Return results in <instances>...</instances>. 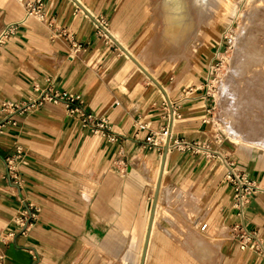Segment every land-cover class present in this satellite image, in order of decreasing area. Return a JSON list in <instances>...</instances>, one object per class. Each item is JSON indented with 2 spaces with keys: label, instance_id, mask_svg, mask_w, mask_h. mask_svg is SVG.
Listing matches in <instances>:
<instances>
[{
  "label": "crops",
  "instance_id": "obj_1",
  "mask_svg": "<svg viewBox=\"0 0 264 264\" xmlns=\"http://www.w3.org/2000/svg\"><path fill=\"white\" fill-rule=\"evenodd\" d=\"M29 1L0 0V31L19 23L0 45V264H139L163 152L146 136L166 128V141L189 146L166 153L143 264H264L231 238L238 217L224 163L264 188V151L211 137L204 66L141 56L147 1L78 0L90 16L77 0H42V17L27 14ZM47 88L79 95L117 140L81 126L63 103L1 109ZM18 150L21 187L6 175ZM21 198L35 207L25 228L13 220ZM243 221L264 249V190Z\"/></svg>",
  "mask_w": 264,
  "mask_h": 264
},
{
  "label": "rangeland",
  "instance_id": "obj_2",
  "mask_svg": "<svg viewBox=\"0 0 264 264\" xmlns=\"http://www.w3.org/2000/svg\"><path fill=\"white\" fill-rule=\"evenodd\" d=\"M146 1L149 20L141 56L149 58V64L173 63L187 67L189 63H195L197 69L204 66L210 101L211 137L222 145H239L264 151V143L257 141L263 136H259L258 132H251L249 128L254 122L253 116L249 114V117L244 118L240 115L241 112H234L229 92L239 37L247 23L246 17L251 15L255 0H205L203 18L199 19L198 31L193 38L194 47L164 56L148 54L154 39L157 0ZM258 121L264 124L263 121Z\"/></svg>",
  "mask_w": 264,
  "mask_h": 264
},
{
  "label": "bare ground",
  "instance_id": "obj_3",
  "mask_svg": "<svg viewBox=\"0 0 264 264\" xmlns=\"http://www.w3.org/2000/svg\"><path fill=\"white\" fill-rule=\"evenodd\" d=\"M204 1L157 0L154 39L149 53L164 55L184 49L198 31V21L204 14ZM246 20L239 37L229 92L234 112H241L244 118L249 114L253 116L250 131L263 136L257 141L264 143V124L257 122H264V0L254 1L251 15Z\"/></svg>",
  "mask_w": 264,
  "mask_h": 264
},
{
  "label": "built area",
  "instance_id": "obj_4",
  "mask_svg": "<svg viewBox=\"0 0 264 264\" xmlns=\"http://www.w3.org/2000/svg\"><path fill=\"white\" fill-rule=\"evenodd\" d=\"M27 14H36L42 17V0H34L26 2ZM18 22H11L7 24L0 31V45L3 44L6 39L16 32L18 28ZM101 24V23H100ZM102 25V24H101ZM104 27V25H102ZM102 27V28H103ZM102 33V30H99ZM78 47V45H76ZM45 101L53 103H63L65 106L66 114L70 117L78 119L81 126L91 129L94 133L100 134L106 137L110 141L117 140V136L111 130V124L109 119L105 115H98L85 109L83 100L81 97L74 93L67 91H57L51 88L41 89L39 95L32 99L30 103L21 104L9 99H6L1 104V109L10 115L15 110L21 108H27L29 106L40 105ZM171 106V105H170ZM14 123V121H12ZM5 123H0V131ZM168 128L163 129L160 134L150 132L146 136V140L150 145L158 146L159 149H163L167 143ZM164 137V141L162 138ZM184 148L189 146V143L182 142L177 138L173 141H168V149L170 147ZM22 160V151L18 150L15 154L7 156L6 161V175L8 179L18 187H21L24 178L19 171V163ZM224 163L227 166L226 179L233 184V201L232 206L236 210L238 220L231 225V238L236 240L239 247L251 248L254 251L264 253L263 246L261 245L258 237L255 233L246 228L244 224V207L247 205L250 197L258 191H263L264 188L258 184V182L249 177L245 172H237L233 168V162L224 159ZM23 204L19 207L14 216V222L25 228L29 224V219L35 217V207L21 198ZM205 223L202 227H205Z\"/></svg>",
  "mask_w": 264,
  "mask_h": 264
},
{
  "label": "water",
  "instance_id": "obj_5",
  "mask_svg": "<svg viewBox=\"0 0 264 264\" xmlns=\"http://www.w3.org/2000/svg\"><path fill=\"white\" fill-rule=\"evenodd\" d=\"M77 2L85 9V7L78 0H77ZM85 10L87 11V13L90 16H93L87 9H85ZM98 24L100 26H102L99 22H98ZM103 28L110 35V33L108 32V30L105 27H103ZM114 40L133 59V61H135L145 71V73L151 79H153L155 82H157L156 79L145 69V67L128 50H126L116 39H114ZM167 151H168V141H167V143L163 147V152H162V157H161V166H160L159 173H158V177H157V182H156V187H155V194H154V198H153V204H152V208H151V213H150V217H149V222H148V226H147V230H146V235H145V239H144V243H143V248H142V253H141V258H140L139 264H143L144 263L145 252H146V248H147V242H148L149 233H150V229H151V222H152V218H153V213H154V208H155V204H156L157 194H158L159 187H160L161 174H162L163 165H164V162H165V157H166Z\"/></svg>",
  "mask_w": 264,
  "mask_h": 264
}]
</instances>
